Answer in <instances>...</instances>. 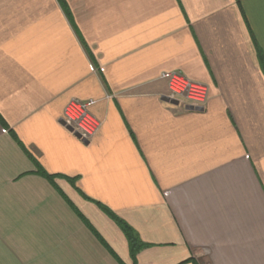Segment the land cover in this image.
<instances>
[{"label":"crops","instance_id":"obj_1","mask_svg":"<svg viewBox=\"0 0 264 264\" xmlns=\"http://www.w3.org/2000/svg\"><path fill=\"white\" fill-rule=\"evenodd\" d=\"M66 2L94 60L58 0H0V264H264V0Z\"/></svg>","mask_w":264,"mask_h":264},{"label":"built area","instance_id":"obj_2","mask_svg":"<svg viewBox=\"0 0 264 264\" xmlns=\"http://www.w3.org/2000/svg\"><path fill=\"white\" fill-rule=\"evenodd\" d=\"M166 80L171 99L182 100L197 108H204L209 99V88L207 85L188 78L179 71H169L162 74ZM95 100L72 99L64 108L63 120L74 132L80 135L84 141L92 140L100 131L102 126L92 112Z\"/></svg>","mask_w":264,"mask_h":264},{"label":"trees","instance_id":"obj_3","mask_svg":"<svg viewBox=\"0 0 264 264\" xmlns=\"http://www.w3.org/2000/svg\"><path fill=\"white\" fill-rule=\"evenodd\" d=\"M58 2L60 3L62 9L64 10V13L66 14V16H67L70 24L72 25L74 31L78 35L84 49L88 53L90 59L94 60V57H93L91 50L89 49L88 45L86 44L84 38L82 37V34L80 33V31H79V29L75 23L74 17L72 15V12H71V9H70L68 3L66 2V0H58ZM261 59H262V64H263V68H264V59H263V57H261ZM0 120L2 122H4L1 115H0ZM36 164H37V172L40 173L41 175H43L44 177H46L47 179H49L50 181H53L55 175H52V174H49L48 172H46L37 162H36ZM111 214L114 217V219L116 220V222L119 224L121 229L124 231V233L128 239V242H129L132 257H133V259H135L136 253L140 249L146 247L147 245L141 242L140 238L138 237V235L135 233L134 229L130 225H128L121 218L117 217L114 213H111ZM79 215L82 219H84V217L81 214H79Z\"/></svg>","mask_w":264,"mask_h":264},{"label":"water","instance_id":"obj_4","mask_svg":"<svg viewBox=\"0 0 264 264\" xmlns=\"http://www.w3.org/2000/svg\"><path fill=\"white\" fill-rule=\"evenodd\" d=\"M63 123L65 124V122L63 121ZM66 125V124H65ZM67 126V125H66ZM67 128L71 131H73V129L70 126H67ZM74 132V131H73ZM76 135H78L80 137V135L78 133L75 132Z\"/></svg>","mask_w":264,"mask_h":264}]
</instances>
